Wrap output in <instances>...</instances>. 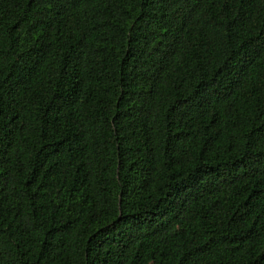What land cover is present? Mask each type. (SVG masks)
Listing matches in <instances>:
<instances>
[{
  "label": "trees",
  "instance_id": "16d2710c",
  "mask_svg": "<svg viewBox=\"0 0 264 264\" xmlns=\"http://www.w3.org/2000/svg\"><path fill=\"white\" fill-rule=\"evenodd\" d=\"M0 264H264V0H0Z\"/></svg>",
  "mask_w": 264,
  "mask_h": 264
}]
</instances>
